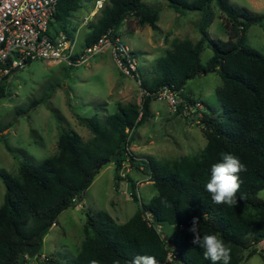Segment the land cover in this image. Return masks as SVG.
Returning a JSON list of instances; mask_svg holds the SVG:
<instances>
[{"label": "trees", "instance_id": "16d2710c", "mask_svg": "<svg viewBox=\"0 0 264 264\" xmlns=\"http://www.w3.org/2000/svg\"><path fill=\"white\" fill-rule=\"evenodd\" d=\"M80 1L62 0L56 21H62ZM143 1L109 0L101 19L91 26L84 47L94 45L109 31L117 38L129 16L138 18L141 26L156 29L158 12L143 6ZM214 1L226 16L225 28L230 30L226 41L212 40L207 33L213 21ZM167 2L180 14L200 12L198 27L202 37L196 43L189 39L174 41L166 56L153 65L150 77L143 80L141 86L149 94L142 104L120 106L104 123L97 116L79 117L80 123L93 133L91 140L84 142L78 134L62 131L58 153L52 158L34 165L22 162L17 177L0 172L5 186L0 207V264H19L26 245L36 244V236L43 229H51L62 212L82 199L99 173V165L108 160L115 164L116 188L124 181L120 172L126 164L140 169L143 161L130 151L131 135L151 117L153 96L166 86L175 87L184 101L194 104L183 94L184 88L189 81L209 73H217L222 80L216 93L224 120L205 114L208 142L201 157L174 162L149 158V180L157 195L124 224L116 223L104 212L95 216L87 213L85 240L77 257L68 264H129L137 255L153 256L157 264H211L203 250L193 244L194 235L189 229L194 219L199 220L202 235L217 234L231 248L230 264H242L256 254L264 261V250L256 249L264 242V199L259 197L264 191V57L245 45L247 31L260 25L264 14H253L229 0ZM205 45L213 52L207 67L201 63ZM3 96L1 88L0 98ZM41 102H34L32 108ZM224 153L234 154L246 166V171L239 174L240 191L233 206L216 204L205 187L212 165L220 162ZM136 186L131 184L133 196ZM160 225L180 228L179 240L171 244L170 238L158 231ZM41 264L63 263L50 258Z\"/></svg>", "mask_w": 264, "mask_h": 264}, {"label": "rangeland", "instance_id": "374dc122", "mask_svg": "<svg viewBox=\"0 0 264 264\" xmlns=\"http://www.w3.org/2000/svg\"><path fill=\"white\" fill-rule=\"evenodd\" d=\"M229 1L253 14H264V0ZM97 2L81 0L62 21L52 24L51 33L74 34L79 30L77 49L80 51L91 26L101 19L103 9L109 4V0H105L98 9ZM143 6L158 12L156 29L149 25L141 26L138 18L129 16L118 30V38L135 53L137 72L134 75H124L111 49L106 48L86 65L73 67L36 61L5 80L2 86L4 96L0 98V172L17 177L22 162L34 165L52 158L58 153L57 143L62 131L76 133L88 142L94 135L80 123L79 117L97 116L99 122L104 123L108 116L118 112L120 106L141 105L147 95L141 86L143 80L150 77L153 65L166 56L174 41L189 39L196 43L201 39L198 27L202 20L200 12L180 14L169 6L167 0H144ZM211 10L213 21L207 28L208 36L212 40H228L230 30L225 28L226 16L219 11L216 1L212 3ZM245 45L264 57V21L250 27ZM212 56V50L205 45L201 53L204 67L209 65ZM221 86L222 80L217 73L189 81L183 94L194 102L202 103V108L194 113L189 111L185 114L181 104V112L174 114L165 101L154 98L151 117L131 135L130 151L143 161L141 168L126 164L120 172L124 181L119 182L116 188L115 164L103 165L82 199L62 212L57 223L43 237L40 257L26 260L27 264H41L50 258L59 259L63 264L74 260L85 240L87 213L93 216L107 213L118 224L131 219L157 195L154 183L149 180V158L161 162L200 158L208 142L203 123L205 114L224 120L216 93ZM180 98L184 101L181 94ZM40 100L42 102L32 108L33 103ZM135 183L133 196L131 184L135 186ZM4 194L5 186L0 179V207ZM259 197L264 199V191ZM157 228L167 235L166 239L170 238L171 244L177 242L182 233L176 226L160 225ZM256 247L264 250V242ZM242 264H264V261L256 254Z\"/></svg>", "mask_w": 264, "mask_h": 264}, {"label": "built area", "instance_id": "2783aa9c", "mask_svg": "<svg viewBox=\"0 0 264 264\" xmlns=\"http://www.w3.org/2000/svg\"><path fill=\"white\" fill-rule=\"evenodd\" d=\"M61 1L0 0V89L8 77L32 62L44 61L79 67L86 65L106 48L111 49L114 60L124 75L131 76L137 72L135 56L111 31L94 45L83 47L80 51L77 49L79 30L74 34L59 31L51 33ZM104 2L105 0H98L97 8ZM153 98L165 101L174 114L179 112L181 104L185 114L202 108L200 102L189 104L182 101L180 92L175 87L166 86ZM150 217L146 214V219ZM171 258L170 255L169 259Z\"/></svg>", "mask_w": 264, "mask_h": 264}, {"label": "clouds", "instance_id": "9594fccd", "mask_svg": "<svg viewBox=\"0 0 264 264\" xmlns=\"http://www.w3.org/2000/svg\"><path fill=\"white\" fill-rule=\"evenodd\" d=\"M246 166L240 159L231 153L222 154L221 160L211 167V178L206 183V190L216 204L233 206L237 204V193L240 191L241 172ZM243 199V196L239 197ZM189 231L194 235L193 244L203 250L204 258L211 264H230L231 248L217 234H201L199 220L194 219ZM93 264H96L93 261ZM129 264H157L155 257L150 255H137Z\"/></svg>", "mask_w": 264, "mask_h": 264}, {"label": "water", "instance_id": "95a60500", "mask_svg": "<svg viewBox=\"0 0 264 264\" xmlns=\"http://www.w3.org/2000/svg\"><path fill=\"white\" fill-rule=\"evenodd\" d=\"M110 163V160L104 162L103 164L99 165L97 167V170L99 171L103 165H106ZM50 228L46 227L45 229H43L37 236V243L34 245H26L25 249H24V255H20L19 257V264H23L26 260H31L33 258H36L38 256V254L41 251L42 248V241H43V237L49 232ZM27 256V257H26Z\"/></svg>", "mask_w": 264, "mask_h": 264}, {"label": "crops", "instance_id": "0c3cea01", "mask_svg": "<svg viewBox=\"0 0 264 264\" xmlns=\"http://www.w3.org/2000/svg\"><path fill=\"white\" fill-rule=\"evenodd\" d=\"M184 92V91H183ZM150 113H151V107H150ZM152 114V113H151Z\"/></svg>", "mask_w": 264, "mask_h": 264}]
</instances>
